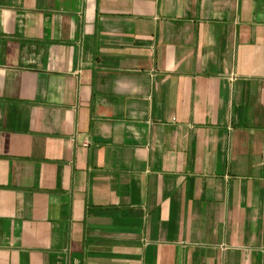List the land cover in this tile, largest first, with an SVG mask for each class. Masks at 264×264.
Here are the masks:
<instances>
[{
    "label": "crops",
    "instance_id": "crops-1",
    "mask_svg": "<svg viewBox=\"0 0 264 264\" xmlns=\"http://www.w3.org/2000/svg\"><path fill=\"white\" fill-rule=\"evenodd\" d=\"M0 264H264V0H0Z\"/></svg>",
    "mask_w": 264,
    "mask_h": 264
}]
</instances>
